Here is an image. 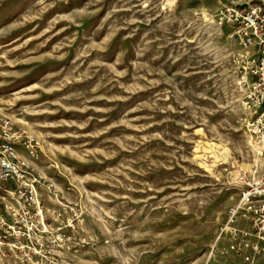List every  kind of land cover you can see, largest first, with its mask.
Returning a JSON list of instances; mask_svg holds the SVG:
<instances>
[{"label": "rangeland", "instance_id": "obj_1", "mask_svg": "<svg viewBox=\"0 0 264 264\" xmlns=\"http://www.w3.org/2000/svg\"><path fill=\"white\" fill-rule=\"evenodd\" d=\"M216 6L0 0V115L41 145L45 207L77 223L62 264H264L222 232L259 161Z\"/></svg>", "mask_w": 264, "mask_h": 264}, {"label": "built area", "instance_id": "obj_2", "mask_svg": "<svg viewBox=\"0 0 264 264\" xmlns=\"http://www.w3.org/2000/svg\"><path fill=\"white\" fill-rule=\"evenodd\" d=\"M215 23L226 28V39L237 47L234 85L240 95L248 144L259 161L258 170L237 176L238 202L222 232L238 241L231 250L245 260L264 251V0H215ZM41 145L26 130H12L0 115V259L18 264H62L77 223L64 207H45L55 184L39 169ZM244 221L242 227L231 223ZM221 232V233H222Z\"/></svg>", "mask_w": 264, "mask_h": 264}, {"label": "bare ground", "instance_id": "obj_3", "mask_svg": "<svg viewBox=\"0 0 264 264\" xmlns=\"http://www.w3.org/2000/svg\"><path fill=\"white\" fill-rule=\"evenodd\" d=\"M208 146V145H207ZM210 150H205L207 152H212L213 151V157L215 158V161H217L220 158V155H225L226 154V150L220 151V147L215 145V144H209ZM218 150L220 151L218 153Z\"/></svg>", "mask_w": 264, "mask_h": 264}]
</instances>
